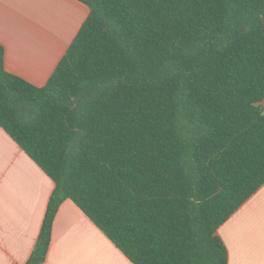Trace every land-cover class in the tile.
I'll return each instance as SVG.
<instances>
[{"label":"trees","instance_id":"obj_1","mask_svg":"<svg viewBox=\"0 0 264 264\" xmlns=\"http://www.w3.org/2000/svg\"><path fill=\"white\" fill-rule=\"evenodd\" d=\"M76 1L44 86L0 46V128L54 183L25 264L65 200L131 264H227L216 232L264 184V0Z\"/></svg>","mask_w":264,"mask_h":264},{"label":"crops","instance_id":"obj_2","mask_svg":"<svg viewBox=\"0 0 264 264\" xmlns=\"http://www.w3.org/2000/svg\"><path fill=\"white\" fill-rule=\"evenodd\" d=\"M89 14L76 0H0L4 70L44 86ZM53 181L0 128V264H25ZM227 264H264V184L217 230ZM44 264H131L70 201L52 224Z\"/></svg>","mask_w":264,"mask_h":264}]
</instances>
